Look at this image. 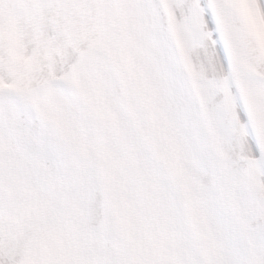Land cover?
<instances>
[{"label":"snow or ice","instance_id":"1","mask_svg":"<svg viewBox=\"0 0 264 264\" xmlns=\"http://www.w3.org/2000/svg\"><path fill=\"white\" fill-rule=\"evenodd\" d=\"M0 264H264V0H0Z\"/></svg>","mask_w":264,"mask_h":264}]
</instances>
